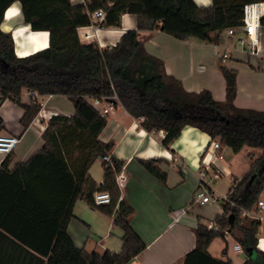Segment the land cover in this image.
<instances>
[{"label":"trees","instance_id":"16d2710c","mask_svg":"<svg viewBox=\"0 0 264 264\" xmlns=\"http://www.w3.org/2000/svg\"><path fill=\"white\" fill-rule=\"evenodd\" d=\"M16 1L21 3L25 22L32 30L50 33V46L26 57L16 55L12 34L1 29L6 10ZM262 1L214 0L211 7H199L193 0H91L86 5H73L71 0H0V105L10 99L23 106V89L37 92L39 98L31 106H24L22 124L26 129L38 116L44 96H67L75 108L71 117L51 119L43 134V149L27 163L9 169L11 155L2 163L0 264H127L145 250L146 244L126 212L117 209L121 189L116 177L125 163L110 157L115 142L100 139L107 116L87 98L119 102L131 116L142 120L147 132L163 130L166 137L162 143L168 149L185 127L192 126L234 153L245 147L263 150L229 190L223 201L225 213L215 220L219 229L198 225L196 246L183 264H231L209 252L215 238L226 239L227 233L245 253L256 251V258H247L244 264H264V251L257 247L261 223L242 216L264 193V111L233 104L237 73L227 67H221V71L229 103L218 108L164 86L139 62V30L161 29L179 40H206L208 32L241 27L245 5ZM98 10L106 14L102 27H119L121 16L132 13L137 15L138 29L127 31L116 46L102 49L83 45L78 28L91 25V14ZM105 157L110 160L105 165L103 183L98 184L89 171ZM160 162L142 161L166 184L167 174L158 166ZM96 192H108L111 202L97 205ZM79 200L114 218L115 226L123 231L119 252H89L76 246L68 227L76 218L74 207ZM227 253L228 245L222 254Z\"/></svg>","mask_w":264,"mask_h":264},{"label":"crops","instance_id":"0c3cea01","mask_svg":"<svg viewBox=\"0 0 264 264\" xmlns=\"http://www.w3.org/2000/svg\"><path fill=\"white\" fill-rule=\"evenodd\" d=\"M90 1L71 0L73 5H86ZM193 1L199 7L214 4V0ZM12 6L13 17L7 19L6 12ZM8 9L1 29L12 34L18 57L29 56L50 46L49 31L32 30L31 25L25 22L19 1ZM105 15L97 17L92 13L93 23L78 28L83 45L94 44L102 49L116 46L127 31L138 29L135 14H123L119 27L108 28L101 26ZM139 34L142 41L139 62L164 86L186 97L225 108L229 102L227 82L221 71L224 66L237 73L233 104L239 108L264 111V55H252L249 42L244 46L239 43L242 38L249 41L243 30L237 29L233 37L229 36L228 29L208 32L206 40H179L161 29L139 30ZM262 38L261 35V41ZM224 54L228 57L224 58ZM21 97L23 106L10 99L0 105V118L3 120L0 134L20 139L10 154L9 169L27 163L43 149V134L54 116L71 117L75 114L74 105L67 96H44L38 116L26 129L22 124L24 106H31L39 96L37 92L25 88ZM102 105L108 107L109 102L103 101ZM113 105L114 108L107 114L108 124L100 139L103 142L114 141L110 157L125 163L121 171L126 175V180L120 187L121 198L117 209L126 212L131 226L146 244L145 250L127 264H183L186 255L196 246L198 225L216 223V218L225 213L223 201L235 180L250 169L263 150L243 148L242 151L247 148L246 163L243 172L237 174L233 162L242 151L234 153L226 146L216 153L210 151L213 138L192 126L185 127L168 149L162 143L166 137L163 130L147 132L142 120L131 116L119 102ZM216 154L223 155V159H215ZM6 157L0 154V168ZM150 159L161 161L158 166L167 174L166 184L144 167L142 161ZM106 162V159L97 160L89 171L98 184L103 183ZM216 164L223 170L219 177L215 176ZM220 179H223V183L218 185L216 181ZM204 191H208L212 199L201 204L198 194ZM214 197H218L217 200H213ZM80 202L86 204L88 209ZM179 209H184V212L179 213ZM74 213L76 218L70 221L68 231L77 247L98 253L121 250L123 231L115 226L114 218L102 214L83 200L76 202ZM236 244L240 243L231 234H226V239L215 238L209 252L216 259L230 260L231 264H244L247 258H256L254 249L247 253L243 248L241 252L235 251ZM227 245L228 253L224 256L222 252ZM257 247L264 251V222L259 229Z\"/></svg>","mask_w":264,"mask_h":264},{"label":"built area","instance_id":"2783aa9c","mask_svg":"<svg viewBox=\"0 0 264 264\" xmlns=\"http://www.w3.org/2000/svg\"><path fill=\"white\" fill-rule=\"evenodd\" d=\"M105 12L102 10H98L94 12V16L101 17L104 16ZM264 17V1L262 2H253L248 3L244 7V16L242 19V25L239 28L232 27L228 29V34L230 37H233L237 29H241L245 32L247 39H240L239 43L241 45H246L249 42V51L252 55L262 54L264 55V26L262 24V18ZM263 36L262 41L260 40V36ZM224 58L228 57L227 54H224ZM87 101L102 115L107 116L110 110L114 108L113 102H109L108 107H104L102 105L103 100L87 98ZM20 139L13 135L8 134H0V154L10 155L17 145L19 144ZM222 149V145L218 140H212L209 150L213 152H218ZM107 161L110 160L109 157H105ZM215 159H223V155H215ZM217 165V170L215 171V176L219 177L223 170ZM126 180V175L123 171H121L117 177L116 182L119 187L123 186L124 181ZM199 201L201 204L209 202L212 198L210 197L208 191H204L198 194ZM218 197H214L213 200H217ZM94 200L97 205L109 204L111 202V196L108 192H96L94 195ZM179 213H183L184 209H179ZM242 216L249 217L251 219H255L259 221L261 224L264 222V197H260L258 202L255 204L252 210H244L242 212ZM209 229H219L217 223H209L206 225ZM228 234V233H227ZM234 250L237 252L242 251V247L240 244H236L234 246Z\"/></svg>","mask_w":264,"mask_h":264},{"label":"rangeland","instance_id":"374dc122","mask_svg":"<svg viewBox=\"0 0 264 264\" xmlns=\"http://www.w3.org/2000/svg\"><path fill=\"white\" fill-rule=\"evenodd\" d=\"M247 149V148H246ZM246 149L244 151H242L237 157L236 159L234 160L233 162V168H234V171L237 173V174H240L241 172H243V168L245 167V163H246V156H247V151ZM216 183L218 185H221L223 183V179H220V180H217ZM262 197V196H261ZM80 205H82L83 207H85L86 209H88V206H86V204H84L83 202H80ZM90 211V210H89ZM80 212H83L81 209H80ZM244 217V216H243Z\"/></svg>","mask_w":264,"mask_h":264},{"label":"bare ground","instance_id":"6f19581e","mask_svg":"<svg viewBox=\"0 0 264 264\" xmlns=\"http://www.w3.org/2000/svg\"><path fill=\"white\" fill-rule=\"evenodd\" d=\"M6 17H7V19H10V18H12L13 17V6L10 8V9H8L7 10V12H6ZM33 35V34H32ZM42 45H40V47H41ZM35 49H39L38 47H36Z\"/></svg>","mask_w":264,"mask_h":264},{"label":"water","instance_id":"95a60500","mask_svg":"<svg viewBox=\"0 0 264 264\" xmlns=\"http://www.w3.org/2000/svg\"><path fill=\"white\" fill-rule=\"evenodd\" d=\"M113 103H115V102H113Z\"/></svg>","mask_w":264,"mask_h":264}]
</instances>
